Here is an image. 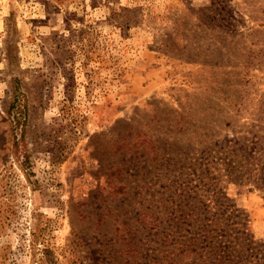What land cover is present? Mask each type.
Instances as JSON below:
<instances>
[{
    "label": "rangeland",
    "instance_id": "1",
    "mask_svg": "<svg viewBox=\"0 0 264 264\" xmlns=\"http://www.w3.org/2000/svg\"><path fill=\"white\" fill-rule=\"evenodd\" d=\"M0 264H264V0H0Z\"/></svg>",
    "mask_w": 264,
    "mask_h": 264
}]
</instances>
